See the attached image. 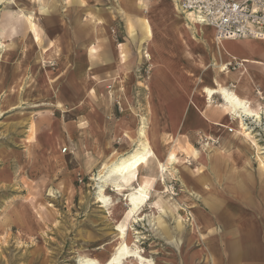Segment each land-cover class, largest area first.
I'll return each mask as SVG.
<instances>
[{"label": "rangeland", "instance_id": "rangeland-1", "mask_svg": "<svg viewBox=\"0 0 264 264\" xmlns=\"http://www.w3.org/2000/svg\"><path fill=\"white\" fill-rule=\"evenodd\" d=\"M71 1L6 0L0 5V15L8 11L15 14L14 24L0 23L1 40L12 44L8 51L0 50V264H89L82 260L85 256L104 262L119 242V222L127 224L126 242L145 258V264L147 259L155 264H253L250 256L232 258L234 236L230 229L237 233L243 223L255 219L259 231L248 243L259 242L261 255L256 262L264 264V217L258 204V198L264 196V169L256 146L250 142L251 147L248 142L243 145L238 139L237 119L229 115L230 120L223 121L236 127L235 132L216 126L212 137L220 139L222 135L228 146L237 144L243 149L227 157L226 166L227 170L233 166L248 169L250 178L257 181L258 187L250 193L254 203L248 204L232 199L223 170L220 177L207 175L210 169L205 151L198 159L188 156L187 149L204 146L210 133L196 131L194 138L184 132H161L173 127L169 124L158 125V132L151 117L156 59L146 44L141 46L129 38L128 19L133 11L118 8L124 0H87L90 11L102 18L96 26L100 53L92 70L87 64L78 67L75 80V63L78 56L83 57L80 48L86 40L76 23L88 14L79 6L69 5ZM44 8L49 9L48 15ZM22 13L40 22L41 45L28 32L29 24ZM185 28L205 37L191 23ZM51 40L60 46L61 56L42 61L41 48ZM118 42L127 43L129 69L117 58L115 71ZM247 63H254L246 65L251 77L240 76V83L264 95V63ZM239 68L235 62L230 66L232 72ZM88 69L92 78L86 82L80 75ZM214 72L213 60L202 68L188 60L182 73L191 83L186 82L183 88L201 98V88L212 83ZM121 74L123 92L115 88V77ZM233 83L238 84L228 77L226 84ZM214 100V105L222 103L218 96ZM260 101L264 105V99ZM142 117L156 127V152L168 170L162 177L154 158L137 172L139 180L134 185L152 179V199L130 218L126 213L128 192L117 194L112 178L99 179L98 174L104 162L133 149ZM247 118L250 124L244 119L246 128L250 127L247 130L259 143L263 157L264 120L261 124L262 118ZM199 133L205 135L200 143ZM168 148L178 156V162H167ZM201 162L204 173L211 177L206 194L218 198L221 204H217L239 220H217L219 214L197 198L195 189H203L194 185L192 169ZM101 185L108 196L105 204L99 202ZM136 255L125 258L122 264H139Z\"/></svg>", "mask_w": 264, "mask_h": 264}, {"label": "crops", "instance_id": "crops-1", "mask_svg": "<svg viewBox=\"0 0 264 264\" xmlns=\"http://www.w3.org/2000/svg\"><path fill=\"white\" fill-rule=\"evenodd\" d=\"M75 1H71L69 5L79 6L87 13L88 11H90V7L88 6L87 0ZM126 4V0L120 1L118 8L120 10L130 9L133 11L132 14H129L130 17L128 19L129 38L135 43L138 42L141 46L146 44L145 48L148 50V52L153 53L156 59V64L154 66L155 80L152 84L151 91L153 96L152 106L154 111L151 117L155 119V126L157 125V128L158 125L162 124H169L173 126L172 128L165 127L162 131L158 128V132H184L187 134H191L192 137H194L195 135H197L196 131H198L207 134L210 133L209 135L212 136V133H215L216 126L226 127L227 125H225L223 121L225 119L230 120V118L224 110L222 103L221 105L213 104L214 106H205L202 95V97L200 98L195 91H190V89L183 88L184 84L191 83L189 78H184V74L182 73L183 69L186 66V63H188V59L185 56V51L187 49L190 50L195 55V61L196 59H198L197 55L199 54L206 57V63L208 60H213L215 72L212 75V80H214V76L216 75V67L219 63L218 58H215L214 47L212 48V45L207 41L205 37L203 38L199 36V34H195V32L190 29L186 30V28H184L186 31L183 30V35L178 32L176 24H178L181 20L178 18L176 11L172 8L171 0H135V6H131L129 4H127L128 6H126ZM43 12L45 15H48L49 9L45 10L44 8ZM30 17L33 18L32 16ZM14 18V12L10 13L8 11L4 14L1 13L0 23L14 24ZM82 20L83 19L81 18L78 19L76 23L78 24L77 30L79 33L83 34L84 37L86 36V40L83 41L80 48V55H82L83 57L78 56L77 61L75 63V80H78V67L87 64V67L92 70L93 66L95 65L94 62H96L95 58L97 55H99L98 53H100L99 46L96 45V43L99 41L97 34L95 36L90 34L88 35L86 33L88 24H82ZM37 25V30L39 32V39L37 44L41 45L42 34L40 35V31L42 33L43 29L40 25V22ZM149 26H152V34L148 31ZM223 41L226 51L230 54L226 56V58H231L232 56H234L238 59L245 58L246 61L251 60L264 63V39L244 38L225 39ZM116 44H119V47L115 48V71L117 70V67L119 65L117 63V58L120 59L121 65H124L126 69H129L130 63L128 58V52L126 50L127 43L118 42ZM60 52V46L54 40H51L46 47L41 48L42 58H45V62L47 59H58L61 56ZM219 55L221 57V53H219ZM106 59L107 58L105 57V60ZM232 62L238 64L237 60ZM195 64L198 66L197 62H195ZM251 64L254 63H246V65ZM245 76L251 77L249 71H247ZM235 77H237L236 74H233L231 72L230 79L233 82H236L234 79ZM104 81L105 80L100 82ZM234 86L235 85L232 84V86L229 87L234 88ZM252 93L254 92L252 91ZM192 101L196 102L200 108H203L201 112L198 108L194 107ZM260 103L262 102L260 101ZM252 104L253 106H256L257 102L254 101ZM217 132L218 131H216V134ZM227 143L228 141L225 138L222 139L221 135L219 143L216 145L211 143V145L208 147L202 145H200V148L189 147L187 149V151L189 152L188 156L190 155L198 159L205 151L206 158L209 161L208 163H205L209 166V169L211 170L208 171L209 174L207 175H211L214 178L216 176L220 177L223 174V170L225 174L227 173V175H225L224 182L227 186H230L229 188L232 189V199L234 198L236 202L240 204H248L251 202L254 203V199L251 198L250 193L252 191L253 194V190L258 187V184L256 180H252L250 178L251 172L248 169L240 170L238 166H233L231 170H227L226 166L227 157L229 153L238 152L243 149L237 144H229L228 146ZM219 147H222V150L227 152L226 156L221 157L222 154H219V152L216 151L217 149H219ZM196 149L199 150L200 154H196ZM200 165L195 168L199 169V172L195 171V169H192L195 174L193 183L194 185H197L198 188H201L204 184L208 185L209 183L207 180H211V177L208 178V176H206L203 171L205 164L201 162ZM196 190L197 189H195V193ZM262 197L263 199L258 198V204L262 206L261 214L264 217V196ZM197 198L199 200H202L205 204L209 205L211 210H215L219 214L220 217L217 216L219 217V219L217 218V220L219 221L222 217L226 221H228V223L233 222L235 219H240L238 216L236 217L230 213L225 212V210L217 204L218 202L220 203V201L215 196H208L207 201L199 197ZM222 199L223 198H220L221 202L223 201ZM255 220L243 223V225L241 226L242 229L240 228L237 233L233 231L231 232L230 229L231 235L233 234L234 236L231 242V256L233 259H241L242 257L250 256L251 259L254 260L253 264H259L258 262H256L260 259L259 256L261 255L259 242L255 239L256 241L254 240L250 243H243L244 241L248 242L249 239H252L257 235L259 231V224L255 222Z\"/></svg>", "mask_w": 264, "mask_h": 264}, {"label": "bare ground", "instance_id": "bare-ground-1", "mask_svg": "<svg viewBox=\"0 0 264 264\" xmlns=\"http://www.w3.org/2000/svg\"><path fill=\"white\" fill-rule=\"evenodd\" d=\"M4 1L6 0H0V5ZM11 1H15V0H11ZM34 1L37 2L40 0H34ZM171 3H172V8L176 11L178 17L183 16V19H181V21L176 25L178 32L181 35H183V30L185 31L184 28L186 27V25H188L189 23L193 24L199 32L204 34L207 41L212 45V48L214 47L215 58L217 57L219 61L216 67V75L214 76V80L212 81L210 85H203L201 88L202 90L201 93L204 96V105L205 106L213 105L215 103V100H214L215 96H218V98L222 100V106L224 110L226 111V113L232 116L233 118H236L238 121V124L240 126L238 129V132H239L238 139L240 140L241 144L246 145L247 144L246 142H248V145L250 147H251L250 143L256 146L257 158L260 161L262 169H264V160H263L264 156L262 157L260 155L261 147L259 143L256 141V139H254V136L252 135V133L247 130L250 127L246 128V125L244 123L245 117H252L256 121H261L262 114L264 113V106L262 105V103H260V100L264 99L263 93L261 91H259L260 93L258 94L252 93V91H250L251 89H249L248 87H245L244 85L240 83V76L242 75L245 76V74L248 71L247 67H245L247 63L246 59L245 58L238 59L237 57H234V56H232L231 58H226V56L230 54L226 51L224 47V41L219 40L217 38L215 29L211 26H208L204 23L199 22L191 14H188L187 15L188 17L186 15H183L180 12L177 0H171ZM127 4L131 6H135V0H127ZM21 10L25 11V9H21ZM30 11H33V10H30ZM22 14H23V17L26 19L27 23L30 24L28 27V32L30 33V35H32L34 41L38 43L39 35H38V30H37V27H38L37 18H31L29 16L30 14L28 15L27 13H22ZM87 14H88L87 17L84 20H82V24H88L87 32L90 35L95 36L97 34L96 26L97 24H99V22L102 21V19L96 18L95 14L92 13L91 11H88ZM148 31L151 32L152 34V26L148 27ZM11 46L12 44H7L6 42L2 41L0 38V50L8 51ZM219 53H221V57ZM185 56L187 57L188 60L197 62L198 66L201 68L205 67L207 64L205 60L206 57L200 54L197 55L198 59H196L195 61L194 59L195 55L188 49L185 51ZM2 59L3 57L0 58V63ZM147 59L148 61H151V57H149L148 55H147ZM44 60L45 58H42V61ZM236 60L238 61V64H240L241 68H239L235 72H232L230 70V66H232V64L234 63L232 61H236ZM149 63L150 65L153 66L151 62ZM0 68L2 69V65H0ZM231 72L233 74H236L237 76L234 79L236 83L238 84L233 83V85H235L234 88L236 87L235 89L229 87L226 84L227 78L228 77L230 78ZM122 75L123 74H121L119 77H115V83L117 84L116 89L120 92H123L124 90V88L122 87L123 86V76ZM80 76H81L80 78L84 79V81L86 82L88 79L92 78L91 71L89 69L83 71ZM254 101L257 102L256 106H253L252 104ZM193 104H194V107L198 108L200 112L202 111L203 108H200L198 104L196 103H193ZM58 105L62 106L61 102H59ZM56 108H58V106H56ZM155 137H156V130H155V127L151 125L150 119H148L147 117H142V122L138 128V136L136 138V142H135L133 149H131V151L125 154H121L120 156H118L117 158H115L114 160L110 162H104L102 164V169L101 170L99 169L100 172L98 171L99 179L103 177H105V179L106 177L112 178L113 187H114V190L117 192V194L123 193V195H126V192H128L126 196L129 202V207H128L129 209H128V212L126 213H128L130 218H135L138 212L141 210V208L148 201L152 199L150 195V186H152V179L147 178V180L144 183H139L138 185H134L133 182L136 180H139V178H137V172L140 169H142V167L146 166L150 162V160L154 158H157V160L155 161H157V165H158L159 170L161 171L162 177H165L164 175L165 171L168 170L167 165L165 164V162L162 161V159L156 152ZM208 139H212V136H208V138H205L206 142L204 143V146H207V147L210 146L211 142L208 141ZM216 151L219 152V154H222L221 157L227 155V152L223 151L222 147H219V149H217ZM197 153H199L198 149H196V154ZM231 154L232 153L230 152L228 157H231ZM166 155L168 156L167 162L170 164H174L175 162H178L179 160L178 156L169 148L167 149ZM248 160L250 159L248 158ZM195 171L199 172V169H195ZM183 181L186 182V180L184 179ZM126 183L129 186H127ZM208 186L209 185H206V184L202 185L201 188L203 190L202 191H199L200 189L198 191L196 190V193H195L196 196L207 201L208 195L206 193L209 192V189L207 190ZM107 198L108 196H106V194L104 193L103 185H101V189L99 193V202H103L105 204L106 201H108ZM126 227H127V224L125 222H119L118 224L119 233H120L119 242L116 246L115 251L109 256L108 259H106V261L100 262L98 261L97 258L90 257V256L89 257L85 256L84 258H82V260H85L89 264H122L125 258L127 259L128 257H134L137 254L136 256L138 259V263L145 264L144 263L145 258L137 252L138 250L136 251V249H131L129 245L127 244ZM147 263L155 264L152 262V260H148V259H147Z\"/></svg>", "mask_w": 264, "mask_h": 264}, {"label": "built area", "instance_id": "built-area-1", "mask_svg": "<svg viewBox=\"0 0 264 264\" xmlns=\"http://www.w3.org/2000/svg\"><path fill=\"white\" fill-rule=\"evenodd\" d=\"M177 2L183 14H191L199 22L213 27L219 40L264 39V0H177ZM147 72L149 74L150 69ZM263 120L264 116L261 124ZM245 122L247 125L250 124L247 117ZM225 128L229 133L236 131V127L233 126ZM198 137L200 143L205 135L199 133ZM208 141L216 145L219 143V137H212Z\"/></svg>", "mask_w": 264, "mask_h": 264}]
</instances>
